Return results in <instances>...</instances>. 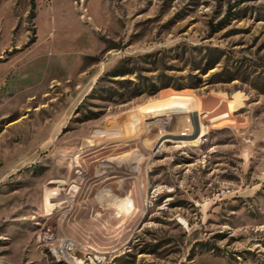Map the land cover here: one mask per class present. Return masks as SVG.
<instances>
[{
    "label": "rangeland",
    "instance_id": "obj_1",
    "mask_svg": "<svg viewBox=\"0 0 264 264\" xmlns=\"http://www.w3.org/2000/svg\"><path fill=\"white\" fill-rule=\"evenodd\" d=\"M71 258L264 264V0H0V264Z\"/></svg>",
    "mask_w": 264,
    "mask_h": 264
},
{
    "label": "bare ground",
    "instance_id": "obj_2",
    "mask_svg": "<svg viewBox=\"0 0 264 264\" xmlns=\"http://www.w3.org/2000/svg\"><path fill=\"white\" fill-rule=\"evenodd\" d=\"M58 186H59V184H58ZM60 187H63V186H60ZM59 188V187H58ZM65 188V187H64ZM69 190V189H68ZM52 193H53V190H50ZM56 192V191H55ZM66 192V191H65ZM48 195V194H47ZM66 195V194H65ZM56 196V195H55ZM53 197H54V195H53ZM59 197V196H58ZM64 198V197H63ZM53 200H55V199H53ZM45 201V200H44ZM47 203V202H46ZM58 206V203H56V202H51V201H49L48 202V213L49 212H51L52 211V209H53V207H57ZM46 210H47V208H46ZM47 213V212H46ZM68 243V242H67ZM69 244V243H68ZM55 254V253H54ZM55 257L58 259V260H61V259H63L61 256H59L57 253L55 254ZM98 258H100V257H98ZM84 259V258H83ZM71 261L72 262H74L75 264H80L81 263V261L80 260H76V258H71Z\"/></svg>",
    "mask_w": 264,
    "mask_h": 264
},
{
    "label": "built area",
    "instance_id": "obj_3",
    "mask_svg": "<svg viewBox=\"0 0 264 264\" xmlns=\"http://www.w3.org/2000/svg\"><path fill=\"white\" fill-rule=\"evenodd\" d=\"M68 241H65L63 244H60L58 247H57V254L59 255V256H61L62 258H64L65 257V255H66V253H67V251L68 250H70L71 249V242H68Z\"/></svg>",
    "mask_w": 264,
    "mask_h": 264
},
{
    "label": "trees",
    "instance_id": "obj_4",
    "mask_svg": "<svg viewBox=\"0 0 264 264\" xmlns=\"http://www.w3.org/2000/svg\"><path fill=\"white\" fill-rule=\"evenodd\" d=\"M31 5H32V11L34 12L35 8H36V0H31ZM223 24L222 22L220 23V25Z\"/></svg>",
    "mask_w": 264,
    "mask_h": 264
}]
</instances>
